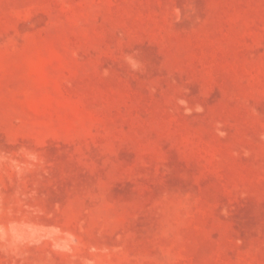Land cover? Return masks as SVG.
I'll return each instance as SVG.
<instances>
[{"label": "rangeland", "instance_id": "rangeland-1", "mask_svg": "<svg viewBox=\"0 0 264 264\" xmlns=\"http://www.w3.org/2000/svg\"><path fill=\"white\" fill-rule=\"evenodd\" d=\"M0 264H264V0H0Z\"/></svg>", "mask_w": 264, "mask_h": 264}]
</instances>
